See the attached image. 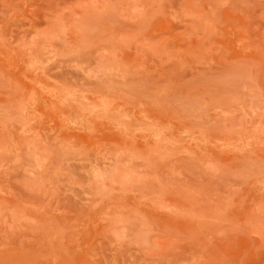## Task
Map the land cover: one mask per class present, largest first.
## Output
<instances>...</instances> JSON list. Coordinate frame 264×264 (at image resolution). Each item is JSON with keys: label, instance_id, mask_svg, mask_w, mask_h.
I'll list each match as a JSON object with an SVG mask.
<instances>
[{"label": "rangeland", "instance_id": "rangeland-1", "mask_svg": "<svg viewBox=\"0 0 264 264\" xmlns=\"http://www.w3.org/2000/svg\"><path fill=\"white\" fill-rule=\"evenodd\" d=\"M0 264H264V0H0Z\"/></svg>", "mask_w": 264, "mask_h": 264}]
</instances>
